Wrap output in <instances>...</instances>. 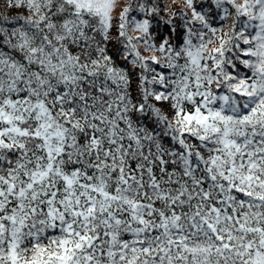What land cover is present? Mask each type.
I'll list each match as a JSON object with an SVG mask.
<instances>
[{
  "label": "snow or ice",
  "instance_id": "1",
  "mask_svg": "<svg viewBox=\"0 0 264 264\" xmlns=\"http://www.w3.org/2000/svg\"><path fill=\"white\" fill-rule=\"evenodd\" d=\"M180 3L0 0V264H264V0Z\"/></svg>",
  "mask_w": 264,
  "mask_h": 264
},
{
  "label": "trees",
  "instance_id": "2",
  "mask_svg": "<svg viewBox=\"0 0 264 264\" xmlns=\"http://www.w3.org/2000/svg\"><path fill=\"white\" fill-rule=\"evenodd\" d=\"M168 7H169L170 9L174 10V11L179 12V11L182 10L183 5H182V3H180V0H177L176 3H172L171 0H169ZM162 15H163V18H164V19H168V15H167L166 13H162ZM177 23H179L178 18H177ZM145 55H148V54L145 53ZM129 67H130V66H129ZM134 87H135V84H134Z\"/></svg>",
  "mask_w": 264,
  "mask_h": 264
}]
</instances>
